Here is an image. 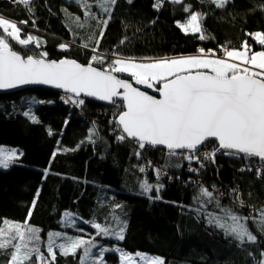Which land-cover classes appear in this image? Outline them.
Segmentation results:
<instances>
[{"label":"trees","instance_id":"obj_1","mask_svg":"<svg viewBox=\"0 0 264 264\" xmlns=\"http://www.w3.org/2000/svg\"><path fill=\"white\" fill-rule=\"evenodd\" d=\"M192 14L200 32L179 25ZM3 17L19 25L21 41L1 26L0 38L24 56L73 58L113 73L120 58L245 44L264 51V0H0ZM122 111L120 101L43 88L0 94V145L22 153L0 168V228L27 223L42 243L51 232L86 237L54 264H120L121 249L164 264H263L264 162L222 152L216 141L197 151L208 155L203 162L133 141L117 123ZM67 212L81 221L64 225ZM12 257L0 249V264Z\"/></svg>","mask_w":264,"mask_h":264},{"label":"water","instance_id":"obj_2","mask_svg":"<svg viewBox=\"0 0 264 264\" xmlns=\"http://www.w3.org/2000/svg\"><path fill=\"white\" fill-rule=\"evenodd\" d=\"M50 89L105 105L122 102L117 123L133 141L166 151L219 150L264 162V79L190 71L159 84L125 78L63 57L24 56L0 38V94Z\"/></svg>","mask_w":264,"mask_h":264},{"label":"rangeland","instance_id":"obj_3","mask_svg":"<svg viewBox=\"0 0 264 264\" xmlns=\"http://www.w3.org/2000/svg\"><path fill=\"white\" fill-rule=\"evenodd\" d=\"M18 1L22 3L21 0ZM214 1L217 5L224 6L228 0ZM179 25L185 32H200L197 14H192L186 21L180 22ZM0 26L12 38L21 41V30L15 21L3 17L0 19ZM257 37H260L259 33ZM33 40L28 38L27 42ZM223 50L225 52H222ZM215 51H217V54ZM215 51L151 61L120 58L110 67H114L112 69L116 73H123L133 78L151 82L164 81L182 73L201 70L210 71L219 77L244 73L264 78V51L258 50L254 52L249 48L248 44H245L242 48L228 50L220 48ZM34 57L41 58L42 54L39 57ZM21 155L22 153L19 148L0 145V168H8L11 160L19 158ZM185 156L191 161L198 160L203 162V160L207 159L208 155L193 154L185 151ZM80 221L81 219L78 216L68 212L63 215L62 219V223L68 226ZM6 227L0 228V249H12L13 257L10 264H54L57 255L60 253L74 252L80 249L83 244L86 245V237L84 236L74 237L68 234L67 237H64L59 232H51L44 240V243H42L38 230L32 229L27 223L13 221L9 222ZM119 253L121 257L120 264H164V260L160 256L150 255L143 251L132 253L121 249ZM97 258L99 259V255L94 256L95 260ZM262 262L264 264V259Z\"/></svg>","mask_w":264,"mask_h":264},{"label":"built area","instance_id":"obj_4","mask_svg":"<svg viewBox=\"0 0 264 264\" xmlns=\"http://www.w3.org/2000/svg\"><path fill=\"white\" fill-rule=\"evenodd\" d=\"M30 0H26V1H22L21 0V2L23 3V5H25L27 2H29ZM35 41H36V39H35ZM67 48V46H65V45H63L62 46V49H66ZM216 52V54H217V51H215ZM222 52H225L224 50L222 51ZM209 53V52H208ZM225 54V53H224ZM187 152H189V153H193V154H195L197 151H194V150H189V151H187ZM254 158V157H253ZM254 159H256V158H254Z\"/></svg>","mask_w":264,"mask_h":264},{"label":"bare ground","instance_id":"obj_5","mask_svg":"<svg viewBox=\"0 0 264 264\" xmlns=\"http://www.w3.org/2000/svg\"><path fill=\"white\" fill-rule=\"evenodd\" d=\"M117 65V64H116ZM262 78V77H261ZM262 79H264V78H262Z\"/></svg>","mask_w":264,"mask_h":264}]
</instances>
